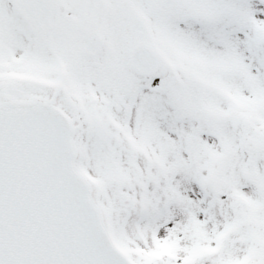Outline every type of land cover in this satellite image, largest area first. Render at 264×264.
Segmentation results:
<instances>
[{
  "label": "snow or ice",
  "instance_id": "1",
  "mask_svg": "<svg viewBox=\"0 0 264 264\" xmlns=\"http://www.w3.org/2000/svg\"><path fill=\"white\" fill-rule=\"evenodd\" d=\"M0 264H264V0H0Z\"/></svg>",
  "mask_w": 264,
  "mask_h": 264
}]
</instances>
